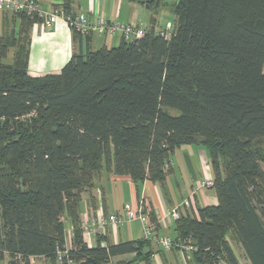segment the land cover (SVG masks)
Segmentation results:
<instances>
[{
    "label": "trees",
    "instance_id": "obj_1",
    "mask_svg": "<svg viewBox=\"0 0 264 264\" xmlns=\"http://www.w3.org/2000/svg\"><path fill=\"white\" fill-rule=\"evenodd\" d=\"M10 13L19 25L0 29V260L112 264L132 253L114 264H149L147 238L87 244L81 195L102 171L162 183L174 149L199 144L217 202L174 220L173 237L197 248L187 264H239L234 241L264 264V0H177L169 38L149 27L43 75L27 70L42 20Z\"/></svg>",
    "mask_w": 264,
    "mask_h": 264
},
{
    "label": "crops",
    "instance_id": "obj_2",
    "mask_svg": "<svg viewBox=\"0 0 264 264\" xmlns=\"http://www.w3.org/2000/svg\"><path fill=\"white\" fill-rule=\"evenodd\" d=\"M176 1L36 0L42 10H49L54 6L62 8L66 4L67 11L71 14L83 12L91 19L104 16L110 20L136 24L145 28L153 27L155 30L162 29L157 24L158 13L169 6H172L173 10ZM173 23L174 20L173 22L166 21L165 24L173 25ZM18 25L19 20L12 18L10 12L2 15L0 11V29L9 31L13 28L16 29ZM120 40V34L92 33L88 38L82 37L79 41H73L72 30L64 18H56L50 27L44 26L41 21H36L30 28L28 73L30 75L57 73L74 51H85L87 48L92 50L94 42L97 46L95 49L101 46L112 47L113 44L117 45ZM193 163H197V167L193 168ZM262 167L264 169V165ZM170 169L162 183L145 179L139 186H136L127 175H116L106 171L96 174L93 187L81 195L79 203L81 221L96 219L100 212L105 216L114 213L124 217L126 206L137 209L142 204L155 216L153 225L156 233L175 236L174 220L169 216L171 209H176L179 215L192 216L198 208L216 204L217 198L212 186L202 185L204 181L211 180L212 175L207 163L206 152L199 144H183L174 149L170 159ZM170 181L173 182L172 186L168 184ZM142 227L141 220L134 217L125 219L124 224L118 228H113L111 224L106 223L103 226V235L112 243L138 240L143 238ZM66 233V242L69 245L71 238L69 225L66 227ZM83 233L87 244L94 246L96 234ZM231 245L239 264H250L240 244L234 241ZM150 248L152 254L149 257V264H187L190 255L175 249H164L152 241ZM147 250L145 248V251ZM133 255L130 253L114 256L111 258V263L114 264L122 260L130 261L133 259ZM7 261V257H4L3 260H0V264H7ZM32 264L48 263L42 257H35ZM131 264L144 263L135 261ZM219 264L225 263L220 262Z\"/></svg>",
    "mask_w": 264,
    "mask_h": 264
},
{
    "label": "built area",
    "instance_id": "obj_3",
    "mask_svg": "<svg viewBox=\"0 0 264 264\" xmlns=\"http://www.w3.org/2000/svg\"><path fill=\"white\" fill-rule=\"evenodd\" d=\"M0 11L7 12H24L29 15H36L40 18L44 26L50 27L54 24L56 18L62 17L67 22L69 28L82 36H89L92 33L98 34H120L121 38L125 41L132 40L134 38L142 37L147 28L130 23H124L116 20H110L104 16H99L94 19L89 18L85 13L78 12L71 14L65 12L63 8L59 6L51 7L49 10H42L36 0H0ZM173 29L172 24H168L165 29L156 30V33L169 38ZM203 186H212V181H204ZM140 204L137 209L126 206L124 210V217H120L117 214H109L105 216L103 213H99L96 219L81 221V228L83 232H90L92 234H103V226L106 223L111 224L113 228H118L124 224L125 219H133L138 217L142 222L143 238L150 239L152 242L161 246L164 249H171L176 247L181 253H191L197 248L191 242V238L180 239L174 238L168 235L158 234L154 230L153 222L149 219L148 210ZM169 216L172 220L179 217L176 209L169 211ZM71 230V227H69ZM66 251H58V263H61L62 257L65 256ZM34 257H31V264ZM67 264H72L70 261Z\"/></svg>",
    "mask_w": 264,
    "mask_h": 264
},
{
    "label": "rangeland",
    "instance_id": "obj_4",
    "mask_svg": "<svg viewBox=\"0 0 264 264\" xmlns=\"http://www.w3.org/2000/svg\"><path fill=\"white\" fill-rule=\"evenodd\" d=\"M166 1H169V0H166ZM173 1V0H172ZM171 8V9H170ZM10 16H13L12 13H10ZM174 20V15H173V10H172V6H169V8H164L162 9L159 13H158V18H157V24L159 25V27H162V29H165L167 27V25L165 24L166 21H169V22H173ZM115 44H113L114 46ZM97 46H96V42L93 43V46H92V50L95 49ZM12 61V51L9 52L8 56L3 59V62L4 63H10ZM177 158V157H176ZM199 164V163H198ZM195 166L197 167V163H193L192 167L195 168ZM183 173V172H182ZM181 174V172H180ZM181 178V176H180ZM181 180V179H180ZM169 185H173V182L170 181L168 182ZM190 254V253H189ZM191 259V255H189V259Z\"/></svg>",
    "mask_w": 264,
    "mask_h": 264
}]
</instances>
